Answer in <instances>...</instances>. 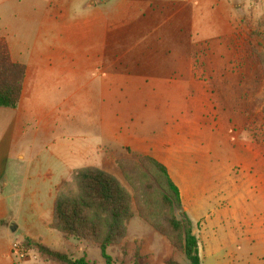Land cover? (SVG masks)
Segmentation results:
<instances>
[{
    "label": "rangeland",
    "instance_id": "rangeland-1",
    "mask_svg": "<svg viewBox=\"0 0 264 264\" xmlns=\"http://www.w3.org/2000/svg\"><path fill=\"white\" fill-rule=\"evenodd\" d=\"M237 2L228 16L216 9L227 6L229 0L191 5L196 12L176 23L181 29L177 41L171 33L151 34L148 40L153 49L146 54L152 58V74L146 93L123 83L113 97L69 93L73 86L63 92L57 88L54 97H49L64 118L60 133L86 135L104 143L92 146L96 152L76 164L79 167L73 173L88 166L103 169L133 194L119 162L137 161L142 155L154 158L155 153L167 158L185 193L187 209L184 212L181 206L176 214L190 220L202 264H264V169L255 168L245 142L247 138L264 141V0ZM19 4V0L0 2V29L7 25L12 54L31 63L43 53L25 48L30 46V25L37 9ZM120 56L110 70L121 77L137 72L142 62L138 51L121 47ZM31 133V128L25 131L24 149L34 148L39 154L52 149L41 141L30 146ZM57 148L61 154L54 160L22 165L11 161L8 190H28L25 172L50 170L51 180L57 182L65 174V149ZM14 170L21 174L14 175ZM21 196L14 193L7 200L8 213L15 212ZM133 210L128 235L120 244L106 248L116 264H132L137 261L135 253L143 250L152 252L150 260L156 264L167 257L189 264L183 253L169 248L166 238L138 216L135 203ZM49 216L52 210L48 208L42 220ZM70 243L74 247L64 243L54 248L76 258L86 256L90 264H106L98 245L74 238ZM14 259V264H58L37 252Z\"/></svg>",
    "mask_w": 264,
    "mask_h": 264
},
{
    "label": "crops",
    "instance_id": "crops-1",
    "mask_svg": "<svg viewBox=\"0 0 264 264\" xmlns=\"http://www.w3.org/2000/svg\"><path fill=\"white\" fill-rule=\"evenodd\" d=\"M4 1L6 0H0ZM237 1L241 3L243 0H229L227 6L219 7L216 11L222 10L228 16ZM202 2L216 5L218 0H19L20 6L32 5L37 9L30 25L32 38L27 42L30 46L25 48L41 50L43 53L38 54L31 63L15 57L10 46L13 39L6 35L7 25L0 29V37L5 38L13 61L26 66L18 106H0V264L15 263L14 257L18 252L13 244H19L24 238H30L54 250H57L55 245L64 243L74 247L70 243L71 238H66L50 227L52 216L44 220L42 216L48 208L53 215L57 188L65 179H69L74 168L79 167L76 164L86 162L85 156H92L96 152V148L91 149L92 146L98 147L104 143L86 135H76L74 137L77 139H73L72 135L59 132V123L64 118L56 113L58 106L49 99L50 96L54 97L53 91L58 88L63 92L66 87L73 86V92L69 93L83 97H113L119 91L120 84L127 83V88L146 93L150 89L147 84L152 74V58L146 54L153 49L149 36L160 31L163 34L171 33L177 41L181 31L176 24L178 19L183 20L193 15L196 11L191 5ZM209 9L213 11L212 7ZM121 47L126 51H138L142 59L137 64V72L123 77L110 70L119 63ZM93 81L97 82L94 84ZM28 128L32 129L30 146L35 147L41 141L52 149H46L45 153L40 154L34 152V148L24 149L25 131ZM245 142L247 150L255 159V168L264 169V141L246 139ZM169 145L163 144L167 147ZM57 147L65 149L62 152L65 156L62 159L65 174L57 182L51 180L50 170L45 173L33 171L30 175L25 172L23 177L30 180L28 190H8L7 177L11 161L22 165L25 162L43 163L51 158L54 160V157L60 158ZM153 156L166 166L177 185L185 212V193L172 172L171 164L166 157L157 153ZM20 174L21 172L14 170V175ZM14 193L22 196L17 201L19 205L15 212L8 213L6 202ZM166 244L171 248L167 239ZM25 251L27 256L37 252ZM150 255V250L141 252L144 264H156L150 260ZM33 257L36 258V255ZM167 258L160 259L161 264H165Z\"/></svg>",
    "mask_w": 264,
    "mask_h": 264
},
{
    "label": "trees",
    "instance_id": "trees-1",
    "mask_svg": "<svg viewBox=\"0 0 264 264\" xmlns=\"http://www.w3.org/2000/svg\"><path fill=\"white\" fill-rule=\"evenodd\" d=\"M25 75V64L13 61L5 38L0 37V106H18ZM119 167L133 194L103 169L94 166L77 169L57 191L50 227L66 238L98 245L106 264H116L106 248L120 244L125 238L128 223L135 214V203L138 216L165 237L173 250L183 253L189 264H201L199 243L191 222L186 216L176 214L181 207L180 193L166 166L142 155L137 161H120ZM19 245L58 264H90L86 256L76 258L30 238H24ZM135 258L137 261L132 264H144L139 252ZM165 264L177 262L170 257Z\"/></svg>",
    "mask_w": 264,
    "mask_h": 264
},
{
    "label": "built area",
    "instance_id": "built-area-1",
    "mask_svg": "<svg viewBox=\"0 0 264 264\" xmlns=\"http://www.w3.org/2000/svg\"><path fill=\"white\" fill-rule=\"evenodd\" d=\"M13 248L18 252L21 259H24L27 256L26 251L22 249L18 243H14Z\"/></svg>",
    "mask_w": 264,
    "mask_h": 264
}]
</instances>
